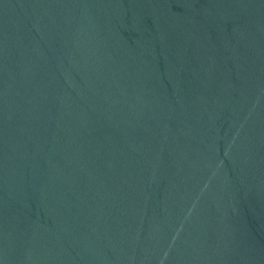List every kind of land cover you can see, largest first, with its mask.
Listing matches in <instances>:
<instances>
[{"label":"water","instance_id":"obj_1","mask_svg":"<svg viewBox=\"0 0 264 264\" xmlns=\"http://www.w3.org/2000/svg\"><path fill=\"white\" fill-rule=\"evenodd\" d=\"M0 264H264V0H0Z\"/></svg>","mask_w":264,"mask_h":264}]
</instances>
